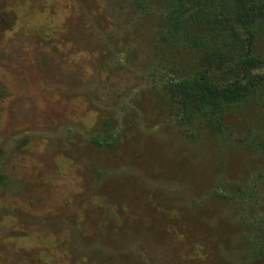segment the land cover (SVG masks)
<instances>
[{
	"label": "rangeland",
	"instance_id": "374dc122",
	"mask_svg": "<svg viewBox=\"0 0 264 264\" xmlns=\"http://www.w3.org/2000/svg\"><path fill=\"white\" fill-rule=\"evenodd\" d=\"M145 4L0 0V264H264V99L182 113Z\"/></svg>",
	"mask_w": 264,
	"mask_h": 264
},
{
	"label": "trees",
	"instance_id": "16d2710c",
	"mask_svg": "<svg viewBox=\"0 0 264 264\" xmlns=\"http://www.w3.org/2000/svg\"><path fill=\"white\" fill-rule=\"evenodd\" d=\"M144 1L159 7L164 44L198 57L164 87L170 102L178 98L182 113L219 128L228 108L264 99V0ZM92 143L110 146L113 137Z\"/></svg>",
	"mask_w": 264,
	"mask_h": 264
}]
</instances>
